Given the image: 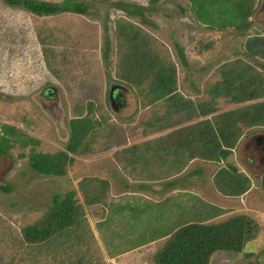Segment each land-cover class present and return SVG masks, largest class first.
<instances>
[{"label": "rangeland", "instance_id": "374dc122", "mask_svg": "<svg viewBox=\"0 0 264 264\" xmlns=\"http://www.w3.org/2000/svg\"><path fill=\"white\" fill-rule=\"evenodd\" d=\"M79 1L87 5L86 15L41 18L10 8L0 0V125L15 127L40 142L37 152L52 154L63 150L68 140V122L76 111L87 112L89 103L93 104L95 119L104 123V129L98 128L95 137L89 138L87 152L74 157L64 177L32 172L27 157H19L27 155L30 147L21 149L15 145L7 156L0 157V264H154V256L167 238L130 250L137 236L147 237L146 231L127 223L128 211L123 212L122 220L119 207L147 201L153 204L151 214L161 217L160 204L156 203L165 198L161 187L169 176L170 181L177 182L180 193H199L200 199L216 205L213 176L223 164L194 159L177 175L159 162L151 161L147 166L128 164L126 149L130 146L190 124L159 134L145 133L144 124L163 109L159 102L151 101V89L144 84L141 89H129L119 80L121 67L125 70L123 60L131 55L127 50L132 40L147 39L155 56L165 59H161L166 64L162 66L175 67L174 80L164 79L154 84L155 88L166 95L175 84L197 115H202L199 120H212L252 103L253 98L264 100V55L245 57L246 45L264 40V0L256 1L251 29L244 35L232 30L207 31L193 19L187 0ZM117 2L145 8L149 24L135 15L127 17L114 5ZM106 41L110 51L105 63ZM176 46L183 50L185 64ZM112 85L126 89L119 92L120 104L115 103L113 108L108 100ZM47 89L55 92L46 95ZM139 90L150 98H143ZM260 136H264V128L244 130L227 160L252 184V189L243 195L247 202L238 197L227 208L234 211L240 207L235 215L255 220L259 233L241 253L217 252L209 264H264V191L260 186L264 153L254 141ZM86 178L108 182L101 204L84 205L78 185ZM69 191L76 192L83 207L81 230L73 231L75 236L68 232L45 244L27 245L21 230L51 208L54 196L62 197ZM188 199L173 200L170 219L163 212L167 222L189 219L179 209L181 205L192 206Z\"/></svg>", "mask_w": 264, "mask_h": 264}, {"label": "trees", "instance_id": "16d2710c", "mask_svg": "<svg viewBox=\"0 0 264 264\" xmlns=\"http://www.w3.org/2000/svg\"><path fill=\"white\" fill-rule=\"evenodd\" d=\"M1 1L10 8L22 9L41 18L63 14L83 16L87 13V5L79 0ZM256 1L187 0L193 19L207 31L222 33L232 30L243 35L251 29L250 18L254 15ZM114 5L127 17L135 15L142 23L149 24L144 16L145 8L123 2ZM139 41L130 42L131 48L127 51H131V55L123 60L125 70L121 67L119 80L129 89L131 87L141 89L144 84L151 89L148 92L154 99L151 98V101L161 104L162 113L155 112L148 119L144 124L145 133L159 134L184 123L190 124L176 128L163 137L130 146L126 149V153L129 154L128 164L133 166L149 164L151 161L159 162L168 165L173 175L179 174L186 163L194 159L205 163L223 164L213 176V186L218 194L227 198H238L246 194L251 187L249 177L227 160L244 130L264 128V100L253 98L252 103L224 112L212 120H199L202 115H197L192 103L178 93L175 84L166 95L155 88L158 82L174 78L175 67L162 66L166 65L162 61L165 59L159 55L155 56L151 42L147 39ZM256 41L261 43L246 45L245 57L252 59L264 55V40ZM41 45H45L43 41ZM176 48L179 59L185 64L183 50L179 46ZM109 51V42L106 41L103 52L105 63ZM139 93L141 95L140 90ZM148 94L141 96L147 99L150 98ZM86 110L85 113L75 112L74 118L68 122L69 134L66 145L63 150L52 154L37 152L36 148L40 144L38 140L15 127L0 125V157L7 156L15 145L21 149L30 147L27 155L22 154L19 157H27L32 172L44 177H64L74 157L87 152L89 138L95 137L98 128L104 129V123L94 117L93 104L89 103ZM195 120L197 122L192 123ZM260 186L264 191V175ZM107 189L108 182L96 178L83 179L78 185L84 205L88 207L101 204ZM159 207L162 210L161 217L155 214L150 219L149 215L144 221L139 219L137 210L130 209L127 222L144 227L147 236L144 238L137 236L130 250L167 238L154 256V264H209L211 257L217 252L241 253L246 244L253 241L259 233L255 220L245 215H231L225 220L213 222L224 212L209 208L196 214L193 220L173 219L167 222L163 215L166 206ZM179 209L183 214L182 208ZM84 219L83 207L76 199V192L69 191L62 197L54 196L51 208L33 224L24 227L21 235L27 245L45 244L63 233L71 232V235L75 236L72 234L73 231L81 230Z\"/></svg>", "mask_w": 264, "mask_h": 264}, {"label": "crops", "instance_id": "0c3cea01", "mask_svg": "<svg viewBox=\"0 0 264 264\" xmlns=\"http://www.w3.org/2000/svg\"><path fill=\"white\" fill-rule=\"evenodd\" d=\"M145 166H147V164H145ZM243 174H245V173H243ZM170 178H172V176L167 177L166 178L167 183H165L164 187H161L163 189V191H162V189H160L163 192V194L165 195V198L161 202L156 203V204H160V205H165L166 206V210H164L163 212H165V215H167L166 217L168 219H170V216H171V206H175L173 200L182 199V197L189 198L188 200L190 201V204L192 205L191 207H187V206L184 207L182 205L180 206L182 208V211H183V214L182 215L185 214V216H186L185 218L186 219L189 218L188 220L194 219V217H195L196 214L205 212L209 208H214V209H218L220 211H223L224 214L222 216L235 215V214H237V211L240 209V207H237L238 210L233 208L234 211H230L231 208L228 209L227 208V205L235 204L236 201H237L235 199H239V198H227V197L221 196L220 194H218V192L215 190L214 187L213 188H214V190L216 192L215 191H213V192H214L215 197L217 199L215 200L216 201V205H213V206L211 205V203H208V202H211V201H205L204 199H200L199 193L197 194V193L190 192V191H182V193H180L179 188H177V182L170 181ZM155 179L156 178H154L153 180H155ZM251 187H252V184H251ZM251 187H250L249 190L252 189ZM144 188L147 191V189L149 187H147V185H146ZM150 188L153 189L152 186ZM184 194H187V195H184ZM240 198L242 200L244 199V201H246V202L248 200L244 196H242ZM233 200H235V201H233ZM195 205H199L201 207L197 208V207H195ZM251 205H252V207H255V204H253V201L251 202ZM152 206H153V204L151 202H147V201L144 202L143 205L136 204V205H133V206H129L128 204H126L124 206L119 207V213H122L121 219L124 220V218H123V214H124L123 212L124 211H128V213L130 214L131 213L130 212V209H131V211L137 210L139 212V219L142 218L143 221H144L145 219H147V217L149 215H150V219L152 217H154L153 215H155V214H153V213L151 214V212H150V208H152ZM121 208H123V209H121ZM187 212H189V213H187ZM222 216H220V217H222ZM166 217H164V218H166ZM180 219H183V217L180 218ZM142 231H144V229Z\"/></svg>", "mask_w": 264, "mask_h": 264}, {"label": "water", "instance_id": "95a60500", "mask_svg": "<svg viewBox=\"0 0 264 264\" xmlns=\"http://www.w3.org/2000/svg\"><path fill=\"white\" fill-rule=\"evenodd\" d=\"M120 91H126V89L124 87L119 86V85H112L109 88L108 100H109V103H110L112 108H113V105L116 103L117 96H118ZM49 92L53 93L55 91H54V89H49L46 95H48ZM254 141L256 143L255 147H259L260 152L264 153V136L257 137L256 139H254ZM261 150H263V151H261ZM261 162L264 163V159L261 160Z\"/></svg>", "mask_w": 264, "mask_h": 264}, {"label": "flooded vegetation", "instance_id": "af4514ba", "mask_svg": "<svg viewBox=\"0 0 264 264\" xmlns=\"http://www.w3.org/2000/svg\"><path fill=\"white\" fill-rule=\"evenodd\" d=\"M48 90H49V89H47V90H46V93L48 92ZM49 94L51 95L52 93H51V92H49ZM49 94H48V95H49ZM50 95H49V96H50ZM116 103H117V105H119V104H120L119 94H118V96H117ZM261 151H263V150H261Z\"/></svg>", "mask_w": 264, "mask_h": 264}]
</instances>
